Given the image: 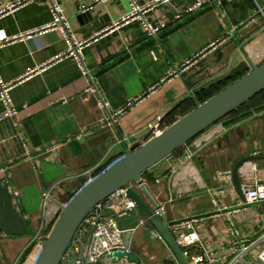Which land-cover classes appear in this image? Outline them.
<instances>
[{
    "label": "crops",
    "instance_id": "0c3cea01",
    "mask_svg": "<svg viewBox=\"0 0 264 264\" xmlns=\"http://www.w3.org/2000/svg\"><path fill=\"white\" fill-rule=\"evenodd\" d=\"M57 1L78 41L95 37L82 55L91 79L73 58L58 60L68 48L60 30L39 32L53 20L48 0L30 1L0 18V42L9 41L0 46L5 83L54 62L11 91L18 118L0 124V264L36 262L55 219L43 210L44 191L53 188L56 200L77 193L91 172L145 142L158 118L175 111L180 119L195 110L238 79L223 81L246 58L264 63V0H223L193 14L185 10L195 0L159 3L146 14L154 26L166 25L157 38L136 21L108 30L129 13L126 0ZM189 60L185 71L163 82ZM249 156L261 160L239 170L241 184L253 178L255 166L264 167V94L246 114L222 121L143 175L171 225L180 224L174 235L193 226L218 255L234 240L232 231L249 242L264 237V203L246 204L231 179L234 165ZM132 244L147 264H162L170 255L145 228ZM237 264H255L254 250Z\"/></svg>",
    "mask_w": 264,
    "mask_h": 264
},
{
    "label": "built area",
    "instance_id": "2783aa9c",
    "mask_svg": "<svg viewBox=\"0 0 264 264\" xmlns=\"http://www.w3.org/2000/svg\"><path fill=\"white\" fill-rule=\"evenodd\" d=\"M30 1L35 0H14L11 2L2 1L0 4V18L5 14L13 13L17 9L26 6ZM48 1L50 3L53 20L51 24L44 27L39 32L43 33L45 31L55 29L60 30L67 42L68 48L58 58V60L62 58H73L77 61L82 75L91 79V72L86 67L82 55L85 45L91 40H94L95 37L87 41H78L70 30L60 3L57 0ZM126 1L130 6L129 13H127V15L120 21L114 22L108 30H113L119 28L123 24L127 25L136 21L140 24L141 29L147 33L149 38H157L161 31L166 28V25L159 24L158 26H154L146 18V14L157 4L168 2L169 0H156L146 5L138 4L137 0ZM222 1L223 0H195L185 10V14L196 13L206 5L218 6L222 3ZM259 14L264 16V8L260 9ZM181 18L182 14L180 13L175 16V20H179ZM232 32H234V29L230 31V33ZM6 43H9V41L5 40L0 42V46ZM152 56L154 59H156L154 54H152ZM192 62L193 60H189L180 68L176 67L174 72H171L165 79H163V82H165L166 79L175 76L177 74V70L180 72L185 71V69L188 68ZM53 63L54 62L52 61L43 67L28 71L26 75L14 83H5L0 74V104L5 106V111L0 112V124H2L7 119L16 120L18 118L19 111L12 106L11 91L17 85L30 78L32 75L47 70ZM124 110L125 109H123L121 112ZM162 120V118H158L157 121L148 126L147 136L144 140L145 142L160 136L167 129L162 125ZM76 140L81 141L82 137H77ZM145 142L140 144L142 145ZM193 155L194 153L187 148L186 158L192 159ZM253 171V178H251L248 182L241 184V191L244 196L245 203L248 205L264 203V167L261 168L255 166ZM129 188L142 194L141 187L136 183H131L128 186L116 191L105 201L98 204L84 219L81 226L79 227L75 238L66 254L68 259H71L73 256H75L78 264H128V260L126 258L119 260L117 263H112V258L110 257L120 251L134 253L131 249V246L133 245L132 243L135 234L141 228L147 229L150 237L153 240L167 245L161 234L152 227L149 219L140 213L135 202L127 198L126 192ZM52 191L53 188L48 191H44L42 194V201L43 210L45 213H49L51 217L53 216L55 218L56 215H58V217L60 216L62 209L68 204L69 200H56L52 194ZM13 195L15 198H18L20 193L14 190ZM143 197L146 200L144 195ZM118 216H134L135 224H125V229L122 230L120 229L121 222L118 221ZM179 225V223L171 225L170 231L174 234L175 231H178L177 226ZM183 228L191 232H180L178 235L176 234L175 237L188 264H218L228 262L229 260L230 264H237L244 262V257L250 256L253 253V250L254 263L264 264V237L257 239L254 242H249L248 240H240L238 233L236 231H232L234 240L230 244L222 246L220 255H218L209 251L207 246L200 239L199 235L194 231L193 226L186 225L183 226ZM128 233H131L132 235L131 244L130 247H125V236ZM88 242L90 243L89 245H87ZM258 248L260 249L257 251ZM138 257L140 259V264H147L141 256ZM169 257L172 259L174 258L171 252Z\"/></svg>",
    "mask_w": 264,
    "mask_h": 264
},
{
    "label": "water",
    "instance_id": "95a60500",
    "mask_svg": "<svg viewBox=\"0 0 264 264\" xmlns=\"http://www.w3.org/2000/svg\"><path fill=\"white\" fill-rule=\"evenodd\" d=\"M236 78L238 79L234 83L179 119L160 136L142 145L139 143L133 145L123 158L110 165L75 193L62 209L49 235L42 241L41 252L34 264H78L75 256L68 259L66 254L82 222L98 204L131 183L141 187L147 201L140 192L131 188L126 192L127 198L135 202L140 213L149 219L174 256L173 259L170 257L164 259L162 264H188L175 235L170 231L171 223L166 212L143 181V175L263 93L264 63L257 65L246 58L231 69L223 81ZM256 160L261 159L254 156L245 157L232 169L233 187L242 199L244 196L241 191L239 170L246 163ZM117 218L121 222L122 230L125 229V224L135 222L134 216ZM131 237V233L125 236V247H130ZM89 244L88 242L87 245ZM131 249L134 253H117L112 261L126 258L129 263L140 264L139 250L133 246Z\"/></svg>",
    "mask_w": 264,
    "mask_h": 264
},
{
    "label": "trees",
    "instance_id": "16d2710c",
    "mask_svg": "<svg viewBox=\"0 0 264 264\" xmlns=\"http://www.w3.org/2000/svg\"><path fill=\"white\" fill-rule=\"evenodd\" d=\"M227 81H229V80H227ZM231 81H233V80H231ZM236 81V80H235ZM221 92V91H220ZM219 93V92H218ZM217 93V94H218ZM264 94V92L263 93H261V94H259L258 96H256L254 99H252L249 103H247L245 106H243L242 108H240V109H238V110H236L233 114H231L230 116H228L226 119H234V118H237V117H241V116H243L244 114H246L249 110H250V108H251V105L254 103V100L257 98V97H259L260 95H263ZM211 97H213V96H210V98ZM209 98V99H210ZM209 99H207V100H209ZM207 100H205V101H199V103H197L198 105H197V107L199 106V105H201V104H203V103H205ZM196 102H197V100H196ZM177 114L175 113V111H172V112H170L165 118H163V120H162V125L164 126V127H166V128H168V127H170L171 125H173L175 122H177L178 120H179V118H178V116H176ZM184 117V116H183ZM182 118V117H181ZM180 118V119H181ZM225 119V120H226ZM224 121V120H223ZM181 151V150H180ZM179 152V151H178ZM178 152H176V153H178ZM104 170H101V171H99L96 175H95V177L96 176H98L99 174H101L102 172H103ZM94 177V178H95ZM82 188V187H81ZM74 196V194L73 195H71L70 196V198L69 199H71L72 197Z\"/></svg>",
    "mask_w": 264,
    "mask_h": 264
},
{
    "label": "rangeland",
    "instance_id": "374dc122",
    "mask_svg": "<svg viewBox=\"0 0 264 264\" xmlns=\"http://www.w3.org/2000/svg\"><path fill=\"white\" fill-rule=\"evenodd\" d=\"M105 170H106V169H105ZM98 172H99V170L94 171V172H91V173L88 175L87 178H89V179L92 178V179H93V178L95 177V175H96ZM92 179H91V180H92ZM88 182H89V180L86 181V182H84V183L82 184L81 187H83L84 185H86ZM69 198H70V195L67 196V197H65V198H63V200H70ZM57 217H58V215L55 216V220L52 222L51 228L53 227V225H54V223H55ZM133 224H135V222H134ZM117 253H125V252L120 251V252H117ZM117 253H115L114 255H116ZM114 255L110 257V258H112V260L114 259ZM121 260H122V259H121ZM118 261H119V260H117V261L115 260L114 262L112 261V263H117ZM248 263H251V262H248ZM128 264H135V263H129V262H128Z\"/></svg>",
    "mask_w": 264,
    "mask_h": 264
},
{
    "label": "bare ground",
    "instance_id": "6f19581e",
    "mask_svg": "<svg viewBox=\"0 0 264 264\" xmlns=\"http://www.w3.org/2000/svg\"><path fill=\"white\" fill-rule=\"evenodd\" d=\"M260 42V41H259ZM249 51L252 53V46L249 47ZM253 54V53H252Z\"/></svg>",
    "mask_w": 264,
    "mask_h": 264
}]
</instances>
